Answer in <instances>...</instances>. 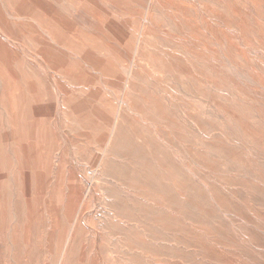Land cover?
Segmentation results:
<instances>
[{"label":"rangeland","instance_id":"rangeland-1","mask_svg":"<svg viewBox=\"0 0 264 264\" xmlns=\"http://www.w3.org/2000/svg\"><path fill=\"white\" fill-rule=\"evenodd\" d=\"M0 264H264V0H0Z\"/></svg>","mask_w":264,"mask_h":264}]
</instances>
